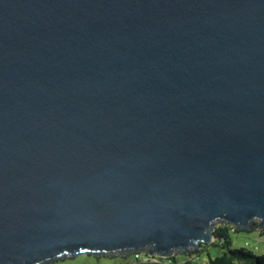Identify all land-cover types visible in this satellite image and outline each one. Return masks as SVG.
<instances>
[{
    "label": "water",
    "instance_id": "water-1",
    "mask_svg": "<svg viewBox=\"0 0 264 264\" xmlns=\"http://www.w3.org/2000/svg\"><path fill=\"white\" fill-rule=\"evenodd\" d=\"M221 222L264 229V0H0V264Z\"/></svg>",
    "mask_w": 264,
    "mask_h": 264
},
{
    "label": "rangeland",
    "instance_id": "rangeland-1",
    "mask_svg": "<svg viewBox=\"0 0 264 264\" xmlns=\"http://www.w3.org/2000/svg\"><path fill=\"white\" fill-rule=\"evenodd\" d=\"M257 222V221H256ZM221 223H214L216 226ZM250 230L242 229L239 232L231 231L232 247H245L252 250L255 254L264 253V229L248 228ZM196 248H192L189 252ZM143 255L149 253L141 251ZM221 250L218 246L207 244L198 254L188 255L187 252L173 251L168 257L176 256L178 262L176 264H183L186 258H196L199 261H207L210 256L215 257L220 254ZM135 251H132L124 256H112L108 254H97L92 252H82L69 257L53 261L49 264H140L135 256ZM146 261L145 259H140Z\"/></svg>",
    "mask_w": 264,
    "mask_h": 264
},
{
    "label": "trees",
    "instance_id": "trees-1",
    "mask_svg": "<svg viewBox=\"0 0 264 264\" xmlns=\"http://www.w3.org/2000/svg\"><path fill=\"white\" fill-rule=\"evenodd\" d=\"M242 229L234 227L230 223L224 222L215 227L216 239L210 243L218 246L221 250L220 254L215 257L210 256L207 261H199L196 258H186L183 264H264V253L255 254L252 250L245 247H232L231 231L239 232ZM250 230V229H245ZM207 245L204 243L200 248L194 249L188 255H196ZM147 255L149 253H146ZM194 255V256H195ZM149 256V255H148ZM154 260L141 261L140 264H176L178 259L176 256L163 257L160 255L149 256Z\"/></svg>",
    "mask_w": 264,
    "mask_h": 264
},
{
    "label": "built area",
    "instance_id": "built-area-1",
    "mask_svg": "<svg viewBox=\"0 0 264 264\" xmlns=\"http://www.w3.org/2000/svg\"><path fill=\"white\" fill-rule=\"evenodd\" d=\"M149 256H156V255H151V254H148ZM147 254L146 255H143L141 251H137L135 253V256L138 258V259H145L146 261L147 260H154V257H149Z\"/></svg>",
    "mask_w": 264,
    "mask_h": 264
}]
</instances>
